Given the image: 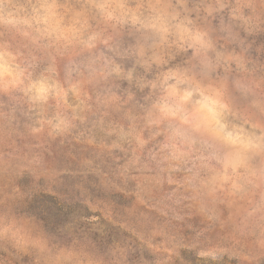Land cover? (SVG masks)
<instances>
[{
  "label": "rangeland",
  "instance_id": "374dc122",
  "mask_svg": "<svg viewBox=\"0 0 264 264\" xmlns=\"http://www.w3.org/2000/svg\"><path fill=\"white\" fill-rule=\"evenodd\" d=\"M0 264H264V0H0Z\"/></svg>",
  "mask_w": 264,
  "mask_h": 264
}]
</instances>
